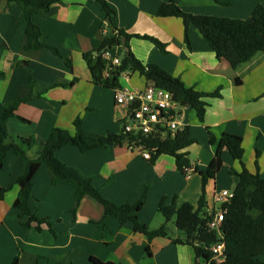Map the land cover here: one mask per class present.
Returning a JSON list of instances; mask_svg holds the SVG:
<instances>
[{
	"label": "crops",
	"instance_id": "1",
	"mask_svg": "<svg viewBox=\"0 0 264 264\" xmlns=\"http://www.w3.org/2000/svg\"><path fill=\"white\" fill-rule=\"evenodd\" d=\"M115 11L117 29L128 34L149 35L164 45L137 37L128 40L133 55L143 64H155L186 87L211 92L221 87L220 97L208 98L203 121L194 110L186 109L182 122L194 142L185 151L192 166L204 170L211 162L218 139L223 133L242 139L244 162L248 170H258L264 179V51L232 67L217 59L194 26L188 28L191 47L184 40L183 23L177 17H161L163 2L173 1L182 11L246 19L264 0H105ZM23 10L15 3L0 0V106L17 97L33 95L20 103L7 121V142L21 144L29 139L25 155L34 159L53 128L74 134V120L87 136L119 134L128 108L118 105L110 86L95 80L86 54H95L109 21L97 0H63L51 6L46 15H33L40 26L41 40L49 48L26 50ZM125 44L110 52L121 56ZM238 80V82H237ZM121 83L142 88L146 81L130 71L129 81ZM210 134L215 142H210ZM63 164L88 177L102 195L115 204H135L145 193L135 213L141 224L155 229L164 222L157 208L160 201L176 207L188 202L196 205L201 194L198 172L186 176L177 169L173 156L161 154L154 161L143 158L123 140L85 152L71 145L55 151ZM220 169L205 186L206 210L213 211L217 192L233 190L238 181L231 170H239L238 161L222 149ZM255 162L257 164H255ZM24 163L11 151L0 173V264H91L90 257L114 264H193L192 248L156 236L150 241L134 230L132 221L104 217L101 204L85 196L75 211V188L71 184L52 183L49 170L41 165L32 179L31 207L42 221L24 228L13 208L19 186L15 179L23 173ZM254 215H257L254 213ZM162 216V217H160ZM172 238L180 236L175 225ZM150 254H147L146 247ZM264 264V252L256 259Z\"/></svg>",
	"mask_w": 264,
	"mask_h": 264
},
{
	"label": "trees",
	"instance_id": "2",
	"mask_svg": "<svg viewBox=\"0 0 264 264\" xmlns=\"http://www.w3.org/2000/svg\"><path fill=\"white\" fill-rule=\"evenodd\" d=\"M7 3L15 2L23 10L24 32L26 35V50H37L49 48L55 54L58 50L41 40L42 32L40 26L32 20L33 15H46L51 6L63 0H5ZM105 11L110 32H108L95 54H86L89 69L95 80L110 87L119 85L118 73L120 70L138 72L146 81H152L156 86L164 88L173 94V98L185 105L187 109L194 110L197 118L203 121L207 99L220 97L221 87L211 92L197 91L194 88L186 87L183 82L172 76L163 68L155 64H143L138 60L128 46L131 37L148 39L164 51V45L156 38L149 35L128 34L117 29L115 22V11L105 0H97ZM161 17H177L182 20L184 40L190 48L188 28L194 26L203 40L215 53L217 59H225L232 67H236L248 61L257 52L264 51V5L258 4L246 19L218 17L211 15H195L182 11L173 1L163 2L157 12ZM125 44L121 49L120 65L117 72L111 78L102 79L101 72L105 66L104 61L97 54L104 48L111 49L119 45L121 39ZM238 82V80H237ZM264 95V93H263ZM33 99L29 94L25 97H17L0 106V173L3 168V161L8 152L19 156L24 163L25 169L15 182L19 186L17 198L13 208L18 211L21 226L29 228L32 224L40 229L41 222L31 207L32 179L39 168L44 165L50 173L52 183L71 184L75 188L74 200L75 211L81 199L88 196L102 205L104 217H115L121 221H132L134 230L143 233L150 241L156 236L168 237L174 243H184L192 248L194 254L193 264H202L211 256L210 247L217 240V233L209 227L212 214L206 210L205 186L209 178L220 169L222 160L221 150L227 149L233 159L238 161L239 170L232 169L230 172L238 177L233 189V197L224 207L226 212L223 215L222 233L225 241V259L220 264H256V259L264 252V179L258 170H248L244 162V149L242 139L238 135L223 133L217 141L213 158L207 168L197 170L201 181V194L196 205L185 202L176 207L174 204L166 205L160 201L158 212L164 217V222L155 229L141 224L135 214L142 206L145 193L135 204H115L107 200L100 190L94 187L88 177L82 175L77 169L67 166L55 157V151L71 145L85 152L103 145L121 144L123 140H132L131 137L122 131L119 134H108L97 137L87 136L80 129L81 120L75 119L73 124L76 128L74 134L61 128H53L45 142L39 148L37 157L30 159L25 155L26 149L31 146L29 139H22L21 144L7 142V121L13 117L15 110L20 103ZM194 142L190 136L189 129L185 126L175 133L160 135L140 136L138 144L151 153V161L161 155L173 156L176 167L180 171L184 167L192 165L188 159L185 149ZM210 142L215 139L210 134ZM136 144V143H135ZM255 164H257L255 162ZM4 191L0 188V196ZM256 213L257 215H254ZM174 220V225L180 236L172 238L169 229V222ZM147 254H150L148 246ZM91 264H114L103 262L95 257H90ZM11 264H18L15 258ZM211 264H216L212 262Z\"/></svg>",
	"mask_w": 264,
	"mask_h": 264
},
{
	"label": "built area",
	"instance_id": "3",
	"mask_svg": "<svg viewBox=\"0 0 264 264\" xmlns=\"http://www.w3.org/2000/svg\"><path fill=\"white\" fill-rule=\"evenodd\" d=\"M110 50L104 48L97 53L105 63L101 72L102 79L111 78L120 65V57L111 53ZM118 78L119 85L111 88L116 104L128 108V115L122 124V132L131 137L132 140H126V144L140 153L143 158L151 160V153L138 144V138L156 134L163 137L167 133L173 134L182 130L185 127L182 119L187 107L175 100L170 91L156 86L154 82L148 83L142 88L131 86L128 83H121L120 79L129 81V70H120ZM195 168L194 166L184 167L182 172L189 177L195 172ZM232 197L233 190L228 189L217 192L214 197L217 207L209 212L212 214L209 227L217 233L218 240L210 247V258L203 260L202 264H211L212 262L220 264L225 259L222 221L226 212L224 205Z\"/></svg>",
	"mask_w": 264,
	"mask_h": 264
},
{
	"label": "rangeland",
	"instance_id": "4",
	"mask_svg": "<svg viewBox=\"0 0 264 264\" xmlns=\"http://www.w3.org/2000/svg\"><path fill=\"white\" fill-rule=\"evenodd\" d=\"M228 190H230V189H228ZM160 217H162V216H160ZM173 222H174L173 219L169 222V229L174 227V223Z\"/></svg>",
	"mask_w": 264,
	"mask_h": 264
}]
</instances>
